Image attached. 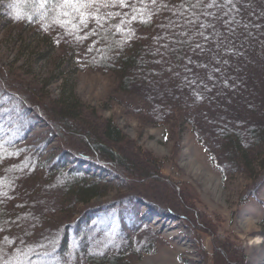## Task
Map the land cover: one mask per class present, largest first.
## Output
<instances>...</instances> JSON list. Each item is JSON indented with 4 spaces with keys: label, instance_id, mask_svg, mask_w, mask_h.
<instances>
[{
    "label": "trees",
    "instance_id": "1",
    "mask_svg": "<svg viewBox=\"0 0 264 264\" xmlns=\"http://www.w3.org/2000/svg\"><path fill=\"white\" fill-rule=\"evenodd\" d=\"M126 2L129 6L123 8L117 3L86 9L93 15L82 24L79 14L59 6L63 0H0V21L30 52L29 58L59 50L52 69L59 80L81 70L107 73L115 79L117 92L149 97L145 108L156 116L149 117L153 123L176 116L194 129L204 128L228 167L250 182L244 193L259 192L264 187V0H216L212 7H207L211 0ZM97 7L100 23L93 18ZM65 11L70 15L64 16ZM68 58L80 59V69ZM62 103L54 117L43 112L49 131L59 140L46 174L27 170L0 184V264H22L31 252V239L51 223L53 211L66 215L61 218L65 227L60 226L64 232L71 223L67 219L94 210L91 202L106 194L107 172L123 184L170 185L161 166L144 169L135 157L121 152L124 135L109 119L80 131L86 151L81 152L68 138L79 132L66 122L81 118L80 105L72 97ZM38 106L34 102V113L40 116ZM3 172L0 167V180ZM170 191L185 205L181 189ZM187 211L212 238V264H246L238 244L215 237L212 225L194 207ZM261 230L264 239V220ZM124 258L104 255L87 263L129 264Z\"/></svg>",
    "mask_w": 264,
    "mask_h": 264
},
{
    "label": "rangeland",
    "instance_id": "2",
    "mask_svg": "<svg viewBox=\"0 0 264 264\" xmlns=\"http://www.w3.org/2000/svg\"><path fill=\"white\" fill-rule=\"evenodd\" d=\"M9 28L0 21V184L27 170L46 174L59 140L49 131L43 112L54 117L62 99L69 97L80 105L81 118L66 119L70 130L79 132L68 137L76 148L85 151L80 133L88 132V125L97 128L109 119L124 135L121 152L135 157L144 169L161 166V175L170 183L123 184L107 172L106 194L91 202L94 210L67 219L71 223L64 232L60 226L65 227L61 218L66 215L52 212L50 202L51 223L37 230L22 264H88V259L104 255H122L129 264H212V238L195 224L189 207L212 225L215 237L238 244L246 264H264V187L244 193L250 182L228 167L204 128L194 129L176 116L153 123L149 117L156 116L145 108L149 97L117 92L115 79L107 73L81 70L59 80L52 72L59 50L29 58ZM68 59L80 69V59ZM34 102L40 116L34 113ZM175 187L182 190L185 205L170 191Z\"/></svg>",
    "mask_w": 264,
    "mask_h": 264
},
{
    "label": "snow or ice",
    "instance_id": "3",
    "mask_svg": "<svg viewBox=\"0 0 264 264\" xmlns=\"http://www.w3.org/2000/svg\"><path fill=\"white\" fill-rule=\"evenodd\" d=\"M216 0H211L209 4H207V7H212L215 5ZM231 2V0H229ZM119 4L121 8L129 6L126 2V0H63V3L59 5L62 8L68 9L70 8L72 12H75L79 14L81 23H86L87 17L92 16V13H87L86 9L92 8L93 6L99 4L102 7H109V6H116V4ZM152 3L155 4L156 0H152ZM96 15L93 16L94 19L97 20V23H100L102 17L99 16V7L96 8ZM64 16H69L70 13L65 11L62 13ZM19 18V16H17ZM133 20L137 19L136 16L132 17ZM141 23H146L147 21L141 20ZM123 23V21H122ZM102 26V25H101ZM201 27H204V25H201ZM199 47V45H197Z\"/></svg>",
    "mask_w": 264,
    "mask_h": 264
}]
</instances>
